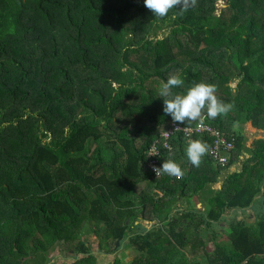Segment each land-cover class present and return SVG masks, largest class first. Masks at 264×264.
Masks as SVG:
<instances>
[{"label": "trees", "instance_id": "trees-1", "mask_svg": "<svg viewBox=\"0 0 264 264\" xmlns=\"http://www.w3.org/2000/svg\"><path fill=\"white\" fill-rule=\"evenodd\" d=\"M217 1L160 18L143 0H0V264H46L55 242L81 254L73 264H95L79 237L87 223L99 252H115L116 240L136 251L129 264H201L184 247H205L225 212L249 207L252 223L229 225L230 248L214 243L203 254L208 264H264V0ZM171 73L184 80L173 93L203 81L234 105L215 119L205 109L204 121L234 138L225 166L202 156L210 176L188 161L180 132L161 160L175 153L183 176L156 179L146 166L147 147L172 121L159 96ZM233 123L261 135L247 147ZM242 154L240 170L204 195ZM189 193L204 196L202 211H179ZM173 210L185 220L178 230L173 219L145 233L131 227Z\"/></svg>", "mask_w": 264, "mask_h": 264}, {"label": "clouds", "instance_id": "clouds-1", "mask_svg": "<svg viewBox=\"0 0 264 264\" xmlns=\"http://www.w3.org/2000/svg\"><path fill=\"white\" fill-rule=\"evenodd\" d=\"M195 0H143L144 6L155 17H166L173 8H179L181 13L186 11L189 3ZM184 85V80L178 73L169 74L167 81L162 83L159 96L163 100V112L169 115L174 123L184 124L186 121H198L205 113L215 119L220 115H227L233 104L224 103L216 96V86L211 83L198 82L186 89L184 93H173L174 88ZM207 152V145L201 140L190 139L185 149L188 161L199 167L202 156ZM156 176L168 174L176 178L183 176V170L173 159L164 160L161 167L153 165Z\"/></svg>", "mask_w": 264, "mask_h": 264}, {"label": "rangeland", "instance_id": "rangeland-1", "mask_svg": "<svg viewBox=\"0 0 264 264\" xmlns=\"http://www.w3.org/2000/svg\"><path fill=\"white\" fill-rule=\"evenodd\" d=\"M217 4H218V7H220L221 6L220 4H222V1H220V0L217 1ZM216 13H219V11H217ZM167 31H168V29L166 27L161 29V30H158L157 34H156V38L161 39L164 35H166ZM218 70L224 71L227 74L232 75V70L230 68H228L226 66V64H224V63H222L218 66ZM231 80L233 83H235L237 81V79L234 76L232 77ZM121 120H122V118H121ZM242 125H243V123H233L231 125V128H230L231 129L230 133L231 132L232 133L233 132H240V134L243 135L244 134L243 128H245V125H243V126ZM126 126L128 129H131L134 126V124L131 122H128ZM241 126L243 128H241ZM254 133L256 135H258V134L261 135L260 133L255 132L254 130L250 131L247 129V131H246L247 135L246 136H248V134H249V136L254 137ZM250 138H252V137H250ZM245 139H247V138H245ZM247 142L249 143L250 139ZM251 143H252V141L249 143V146L251 145ZM144 186L142 183L136 184V186L134 188V191L136 193V197L138 195V192L140 190H142L144 188ZM188 190H189V188H188ZM201 191H203V190H201ZM188 192H190V191H188ZM189 194L191 196V198L189 200L178 199V200H180V204L184 205V203H187V201H189V203H187V206H189L190 208H194V207L197 208V206H196L197 200H196V198H194L197 195L192 194V193H189ZM197 197L199 198V196H197ZM201 207H202V205H201ZM200 210H202V209H200ZM223 216H227V217H225L226 221L223 220L222 222H219V226L213 227L211 230L212 232L207 233V234H210L212 236L214 235V237H216V238H214L215 240H213L211 242L209 239L207 240V238L204 237L203 239L205 241V247H203V248L199 247L198 249H195V250H191V248L189 246L184 247V253L186 255L187 261H189V262L199 261L201 264H208L204 254H203V250L207 251V252H211L213 249L214 243H216L218 245H223L227 249L230 248L228 246V234H229L230 223H234V222L238 221V222H244L245 224H249V223H252L254 220L253 216H248L247 214L246 215H241V214L239 215L238 211H234L232 213H230V211H229V212H227V214L225 212V214H223ZM163 220H166V222H167L169 220V216H155L154 219H152V221H147V223L144 227H142L141 225L139 227H137L138 224H136L135 221H138L139 224H140V222H142L140 218H137V220L131 221L132 226L131 225L130 226L131 227L136 226L137 228H134L136 230V232L141 231L142 233H145L146 231L157 227L158 224H163L162 223ZM143 224H145V223H143ZM149 224H150V226H149ZM191 226H192V223H191ZM90 228H91V226L87 223V225L81 230L79 237L86 241L87 247H88L89 251L91 252V255H93L95 257V264H113L115 259H119L121 264H129V262H131V260L136 256L137 253L132 248L126 246L123 249L124 250V252H123V250L122 251L119 250L118 245L116 246L117 250L111 254H103V253L99 252L97 250L96 235L94 233L92 235H89L90 234V232H89ZM192 228H193V226H192ZM188 233H190V232L188 231ZM204 234H206V233L199 234L198 236L201 238ZM74 244H75V242H74ZM48 253H49L48 258L50 261H48L46 264H73L78 258L82 257L81 254H76L74 250H70L69 248L66 249L65 245L62 242H55L54 246H52V248H50ZM125 257H126V259L122 260Z\"/></svg>", "mask_w": 264, "mask_h": 264}, {"label": "built area", "instance_id": "built-area-1", "mask_svg": "<svg viewBox=\"0 0 264 264\" xmlns=\"http://www.w3.org/2000/svg\"><path fill=\"white\" fill-rule=\"evenodd\" d=\"M176 132H180L187 143L196 136L208 137L210 139V144L207 147L208 155L219 166H225L227 164L228 154L234 148L233 135H228L216 126L206 123L204 121V115L194 123L185 122L184 124H178L171 121L168 126L160 131L156 138L150 142L145 153L146 166L154 178L159 179L166 175L171 179H179L168 174L156 176L155 172L152 170L153 165L157 167L162 166L163 161L161 159L163 151H165L167 155L172 151L168 140Z\"/></svg>", "mask_w": 264, "mask_h": 264}, {"label": "crops", "instance_id": "crops-1", "mask_svg": "<svg viewBox=\"0 0 264 264\" xmlns=\"http://www.w3.org/2000/svg\"><path fill=\"white\" fill-rule=\"evenodd\" d=\"M243 125H245V128L242 127ZM243 125L241 126V128H243V130H244V134L243 135L245 136V138H247L246 139V142H245V145L248 147L249 146V143L253 140V138H255V135L256 134L254 133V137L253 136H249L250 133L248 134V136H246L247 135L246 134L247 129L250 130V131H253V130L250 129L247 124H243ZM250 137H252V138H250ZM249 139H250V142L248 143L247 141ZM244 157H245L244 154L240 155L239 156V162H236L233 165H231L230 167H228L226 170L221 171V173L216 177L215 182L208 183L209 189H208V187H205V189H204L205 190L204 195H206L207 193L212 194V191H215V190H220L222 188L223 181H224L225 177L227 176V174L230 173V172H233V171L238 172L240 170L241 161L243 160ZM173 160L175 162H177L178 164H181L180 159H177V155L175 153H174ZM199 166H201V168H203V172L206 173L207 176H210L212 174V171L214 170V168H213L214 166H212V165L211 166L210 165H203V166L202 165H199ZM211 167L213 168V170H211L212 169ZM187 168L184 170V172L188 170ZM194 169L196 170V168H194ZM198 169H200V168L197 167V170ZM140 183H142L143 186H144V183L143 182H140ZM197 196H199V198ZM197 196L194 197L197 200V203H196L197 208L196 209H198V210L202 209L203 210L204 209V205H205L204 198H203L204 196L201 193H199ZM181 199L182 198H180V200ZM180 200H177V202H176V206L179 209V211L192 209L189 206H187V203H189L188 201H187V203H184V205H182V204H180ZM201 205H202V207H201ZM202 210H200V211H202ZM179 211H177V210L174 211L173 210V212L171 213V215H174V216H169V220H168V221H171V219L174 220L173 222L176 223L175 226H174V228H177V230L180 229V226H181V224H180V222L178 220H182L183 223L185 222V220L184 219H181V216L179 214H177V212H179ZM236 211H238L239 215L240 214L241 215H246L247 214L248 216H254L253 210H252L251 207L246 208V209H243V210H236ZM232 212H234V211L231 210L230 213H232ZM226 214H227V212H226ZM225 217H227V216H225ZM192 218L193 219H197V218H199V216H193ZM164 221H166V220H164ZM135 223L138 224L139 222L138 221H135ZM143 223H145V224H143ZM146 223H147V221H142V222H140V225L142 227H144L146 225ZM149 226H150V224H149ZM190 229L192 230V226H191ZM204 232H206V229H205V227L203 228V226H202L201 234H203ZM92 234L93 233H90L89 235H92ZM203 236H205V234ZM119 250H121V251L123 250V246L122 245H121V247H119Z\"/></svg>", "mask_w": 264, "mask_h": 264}, {"label": "water", "instance_id": "water-1", "mask_svg": "<svg viewBox=\"0 0 264 264\" xmlns=\"http://www.w3.org/2000/svg\"><path fill=\"white\" fill-rule=\"evenodd\" d=\"M117 244H118V241L116 240V241H115V247L117 246Z\"/></svg>", "mask_w": 264, "mask_h": 264}]
</instances>
